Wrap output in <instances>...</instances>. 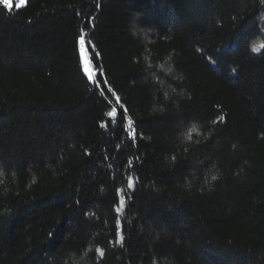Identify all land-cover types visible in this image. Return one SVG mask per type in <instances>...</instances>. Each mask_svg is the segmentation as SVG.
<instances>
[{
  "label": "trees",
  "instance_id": "16d2710c",
  "mask_svg": "<svg viewBox=\"0 0 264 264\" xmlns=\"http://www.w3.org/2000/svg\"><path fill=\"white\" fill-rule=\"evenodd\" d=\"M262 45V0L0 5V264H264Z\"/></svg>",
  "mask_w": 264,
  "mask_h": 264
},
{
  "label": "snow or ice",
  "instance_id": "6c2138e0",
  "mask_svg": "<svg viewBox=\"0 0 264 264\" xmlns=\"http://www.w3.org/2000/svg\"><path fill=\"white\" fill-rule=\"evenodd\" d=\"M262 2H264V0H262ZM26 4V0H19V3H15V0H0V5L4 6L5 8L9 9L11 11V9L13 7H20V6H24ZM79 45H80V57L81 60L83 62V70L85 72V74L88 76L89 80H93L94 79V72L91 68V61H90V53L88 52V47L90 46L88 44V41L86 39L85 34H81L79 36ZM261 47H264V45H262ZM95 82V81H94ZM109 115L114 116L115 115V110H113L112 113H110ZM221 119H223V117H221ZM129 124H131V121H129ZM131 187V185H129ZM121 206H123V199H121L120 201ZM118 212L121 211V209H117ZM119 243H123V235H120L119 237ZM103 253H101L102 255Z\"/></svg>",
  "mask_w": 264,
  "mask_h": 264
},
{
  "label": "rangeland",
  "instance_id": "374dc122",
  "mask_svg": "<svg viewBox=\"0 0 264 264\" xmlns=\"http://www.w3.org/2000/svg\"><path fill=\"white\" fill-rule=\"evenodd\" d=\"M15 3H17V4H18V3H19V0H16V1H15ZM20 7H21V6H20Z\"/></svg>",
  "mask_w": 264,
  "mask_h": 264
}]
</instances>
